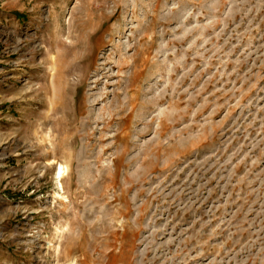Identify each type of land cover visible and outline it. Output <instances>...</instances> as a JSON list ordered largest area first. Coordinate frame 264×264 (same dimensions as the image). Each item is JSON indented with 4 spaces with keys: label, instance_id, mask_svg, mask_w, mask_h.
<instances>
[{
    "label": "rangeland",
    "instance_id": "rangeland-1",
    "mask_svg": "<svg viewBox=\"0 0 264 264\" xmlns=\"http://www.w3.org/2000/svg\"><path fill=\"white\" fill-rule=\"evenodd\" d=\"M0 264H264V0H0Z\"/></svg>",
    "mask_w": 264,
    "mask_h": 264
},
{
    "label": "bare ground",
    "instance_id": "bare-ground-1",
    "mask_svg": "<svg viewBox=\"0 0 264 264\" xmlns=\"http://www.w3.org/2000/svg\"><path fill=\"white\" fill-rule=\"evenodd\" d=\"M55 62V61H54ZM56 63V62H55ZM62 172H63V169H62V166L60 165L59 166V168H58V170H57V173H56V177L58 178V180L60 181L61 180V178H62ZM58 181V182H59Z\"/></svg>",
    "mask_w": 264,
    "mask_h": 264
}]
</instances>
